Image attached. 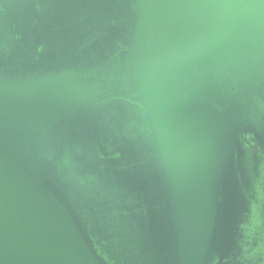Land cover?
<instances>
[{
	"label": "water",
	"instance_id": "water-1",
	"mask_svg": "<svg viewBox=\"0 0 264 264\" xmlns=\"http://www.w3.org/2000/svg\"><path fill=\"white\" fill-rule=\"evenodd\" d=\"M0 264H264V0H0Z\"/></svg>",
	"mask_w": 264,
	"mask_h": 264
}]
</instances>
